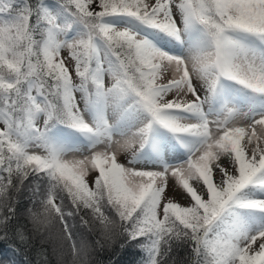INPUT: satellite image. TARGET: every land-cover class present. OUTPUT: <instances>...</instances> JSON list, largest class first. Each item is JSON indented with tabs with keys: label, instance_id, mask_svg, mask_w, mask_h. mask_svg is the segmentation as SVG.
Wrapping results in <instances>:
<instances>
[{
	"label": "snow or ice",
	"instance_id": "6c2138e0",
	"mask_svg": "<svg viewBox=\"0 0 264 264\" xmlns=\"http://www.w3.org/2000/svg\"><path fill=\"white\" fill-rule=\"evenodd\" d=\"M57 226V264H264V0H0V242Z\"/></svg>",
	"mask_w": 264,
	"mask_h": 264
},
{
	"label": "trees",
	"instance_id": "16d2710c",
	"mask_svg": "<svg viewBox=\"0 0 264 264\" xmlns=\"http://www.w3.org/2000/svg\"><path fill=\"white\" fill-rule=\"evenodd\" d=\"M19 200L21 212L24 216L27 215V209L29 208L36 211L40 210L39 205H35L33 208L28 194L21 196ZM50 233V237L46 243H42L39 239H36L33 244L27 247L21 245L19 249L16 248L11 239L0 242V264H43L45 259L48 260L49 264H57V259L61 254L57 238L58 226L51 229ZM42 248L43 252L41 251ZM186 258V253L182 249L178 250L176 259L185 260ZM95 259L99 264H108V255L106 253L95 257ZM118 259L120 264H136L139 256L136 255L135 249H129L126 253H122Z\"/></svg>",
	"mask_w": 264,
	"mask_h": 264
},
{
	"label": "rangeland",
	"instance_id": "374dc122",
	"mask_svg": "<svg viewBox=\"0 0 264 264\" xmlns=\"http://www.w3.org/2000/svg\"><path fill=\"white\" fill-rule=\"evenodd\" d=\"M149 36L152 35L151 32L148 33ZM164 43V41H161ZM167 47L169 50L176 54H184V48L181 47L174 41L167 42ZM223 86L226 94L231 96H241L242 93L239 89L238 85L233 84L231 81H223ZM56 132V136L58 139L64 142H72L75 137L72 135L70 129H63L61 127L60 130L54 129ZM158 148L161 150L165 156V158L169 162H175L177 160H182L185 157V151L176 143L174 139L169 134L161 133L159 137ZM140 163L148 165V166H155L156 163V152L153 150L152 147L146 148L144 153L142 154V159Z\"/></svg>",
	"mask_w": 264,
	"mask_h": 264
}]
</instances>
